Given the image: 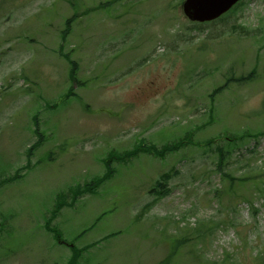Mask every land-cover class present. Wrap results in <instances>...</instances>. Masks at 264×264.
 Instances as JSON below:
<instances>
[{
  "label": "rangeland",
  "instance_id": "obj_1",
  "mask_svg": "<svg viewBox=\"0 0 264 264\" xmlns=\"http://www.w3.org/2000/svg\"><path fill=\"white\" fill-rule=\"evenodd\" d=\"M180 1L0 0V264H165L179 239L171 264H264V183L227 192L264 173V135L234 181L204 143L264 130V0L206 25Z\"/></svg>",
  "mask_w": 264,
  "mask_h": 264
},
{
  "label": "trees",
  "instance_id": "obj_2",
  "mask_svg": "<svg viewBox=\"0 0 264 264\" xmlns=\"http://www.w3.org/2000/svg\"><path fill=\"white\" fill-rule=\"evenodd\" d=\"M244 2V0L240 1L239 3H237L232 9L230 12H228L227 14H225L224 16L220 17L218 20H215V21H212V22H208V23H205L206 24H211V23H216L217 21H220L222 20L223 18H225L227 15H229L232 11L236 10L240 5H242ZM76 18V16H75ZM73 19H68L66 20V23H65V29L64 30H69L71 25L73 24L72 23ZM198 25H203V24H198ZM199 27V26H198ZM65 31V32H66ZM209 47V45H208ZM210 48V47H209ZM205 49H208V48H205ZM77 50V49H75ZM66 57L69 59L68 62L70 63V68L68 69L70 74H69V77L71 78L70 80H74V81H77V78H76V69H77V62L72 60L71 59V56L70 55H66ZM256 71H252L251 73H249L248 75L246 76H241V77H232L229 76L226 78L225 80V83L219 85L215 90H214V94L210 96V98L212 99V102H213V98L215 99V96L218 94V92L220 90H225L227 88H229L231 86L232 83H245V82H251V81H254L256 80ZM214 96V97H213ZM213 107H211L212 109ZM261 135H264V130L261 132H256V133H251V132H247V133H244L242 135H240L238 137V139H229V136H226L225 134L221 135V136H218V138H210V139H206L205 140V145L211 147L212 145H216L215 147V150L217 153H218V171L221 173V175H223V177H230V179L232 181H234V177L232 176L231 173H228L226 172V168L225 165L227 163V156L228 157H231L233 152L235 150H238V145L240 144L239 142L240 141H243L244 139H247V138H258L259 136ZM217 140H221L220 142L221 143H216ZM187 141H185V139H178V141L176 142H172L170 144H166L164 145L162 148H160V150H158L155 146H151V149H149L150 152L152 153H156V154H159V151H160V154L163 156L165 153L167 152H173L175 151V149H178L180 146H183ZM110 172L108 173V175H104L103 177L105 178L106 177H109L110 176ZM20 176L19 172L16 176H14L12 179L10 180H15L17 179L18 177ZM104 178H101V179H98L97 182H102ZM264 179V173H251L250 175H247V176H241L240 178H237L238 180V183L237 185H235L233 182L230 183V187L229 189L227 190V192H232L234 188H237V193H242V192H239L241 186L244 185V183L247 181H251L254 186H255V181H260L262 183ZM96 183H91V184H85L83 187L84 189L85 188H88L89 190H93V185H95ZM79 188H82V187H79ZM256 190L259 192V193H264V184H261V185H257V188ZM223 193V191H222ZM81 193H78V191L74 192L73 195L75 196L74 199L76 200V198L78 197V195H80ZM70 196V194H67V198ZM250 196H246V194H241L240 198L241 199H248ZM64 196H63V202H56L55 205H54V208L52 210V214L50 216V220L49 223L45 224V226L47 227L48 230L50 231H54L55 232V235L57 236V238L63 242V239H62V235L51 228L50 224H51V221L57 217V215L60 214V211L61 209L65 206V201H64ZM86 232V231H84ZM184 244V239L182 240H176L175 241V244L173 246V255L171 254V252L169 253V255L167 256V258L165 259V264H171V260H172V257L175 255L177 249L179 246L183 245ZM89 248V247H87ZM82 254V249H78L76 248L75 249V252L73 253L71 259L69 260L68 264H78V261H79V258H80V255ZM199 255H194V257H198ZM218 264H232L231 263V258L230 256H226L224 258V260L222 262L218 261ZM258 264H263V262H259Z\"/></svg>",
  "mask_w": 264,
  "mask_h": 264
},
{
  "label": "water",
  "instance_id": "obj_3",
  "mask_svg": "<svg viewBox=\"0 0 264 264\" xmlns=\"http://www.w3.org/2000/svg\"><path fill=\"white\" fill-rule=\"evenodd\" d=\"M239 0H186L183 9L193 21L205 22L216 19Z\"/></svg>",
  "mask_w": 264,
  "mask_h": 264
}]
</instances>
